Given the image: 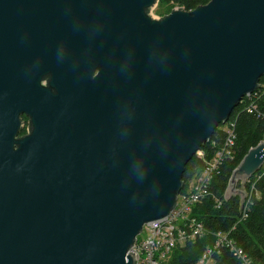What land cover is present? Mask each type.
Masks as SVG:
<instances>
[{"label": "water", "instance_id": "obj_1", "mask_svg": "<svg viewBox=\"0 0 264 264\" xmlns=\"http://www.w3.org/2000/svg\"><path fill=\"white\" fill-rule=\"evenodd\" d=\"M158 1L0 0V264H135L187 164L259 88L264 0ZM263 166L264 140L225 198L243 205Z\"/></svg>", "mask_w": 264, "mask_h": 264}, {"label": "trees", "instance_id": "obj_2", "mask_svg": "<svg viewBox=\"0 0 264 264\" xmlns=\"http://www.w3.org/2000/svg\"><path fill=\"white\" fill-rule=\"evenodd\" d=\"M158 2L170 4L173 8H183L189 12L206 5L210 0H159ZM261 84H264V77L260 80V88ZM253 102L257 110L251 107L250 104ZM229 121H233L235 125L234 158L226 159L219 173L213 178L210 186L211 196L192 209V217L203 223L207 233L177 246L167 264L196 263L206 248L214 244V235L218 232L228 233L236 250L241 251L252 264H264V166L253 176H260L255 183L244 185L247 196L243 205L240 195L225 198L234 170L249 150L264 140V93L253 101L249 98L242 99L232 111ZM224 137L225 132L217 128L211 140L199 149L203 152L204 159L196 154L187 164L182 175L183 187L179 195L187 193L188 184L201 173L205 166L204 161L214 157ZM215 199L222 201L219 207L216 206ZM236 250L221 248L220 253L214 256L215 264H244Z\"/></svg>", "mask_w": 264, "mask_h": 264}, {"label": "built area", "instance_id": "obj_3", "mask_svg": "<svg viewBox=\"0 0 264 264\" xmlns=\"http://www.w3.org/2000/svg\"><path fill=\"white\" fill-rule=\"evenodd\" d=\"M262 93H264V84L261 88L259 85V88L246 98L253 101L254 97L258 99ZM250 105L254 110H257L254 107V102ZM234 129L233 121H228L221 129L227 134L222 145L220 144L221 146H219L211 161L205 163L201 173L192 180L187 193L178 195L176 207L170 217L163 222L143 227L130 251L135 254V264H167L177 246L183 245L186 241H193L207 233L203 223L192 217V209L211 196L210 184L215 176L214 174L220 171L224 161L226 159L233 160L236 141ZM197 156L203 157L204 154L202 151H198ZM215 203L219 207L222 201L215 199ZM214 236V244L206 248L194 264H215L214 256L220 253V249L223 247L236 250L235 244L228 233L218 232ZM236 252L244 264H252L248 258L242 255L241 251L236 250Z\"/></svg>", "mask_w": 264, "mask_h": 264}, {"label": "flooded vegetation", "instance_id": "obj_4", "mask_svg": "<svg viewBox=\"0 0 264 264\" xmlns=\"http://www.w3.org/2000/svg\"><path fill=\"white\" fill-rule=\"evenodd\" d=\"M20 119L23 123V128L20 131V133L18 134V137L22 138V137L26 136L29 132L28 128L30 126V117H28L26 114H22V115H20Z\"/></svg>", "mask_w": 264, "mask_h": 264}, {"label": "rangeland", "instance_id": "obj_5", "mask_svg": "<svg viewBox=\"0 0 264 264\" xmlns=\"http://www.w3.org/2000/svg\"><path fill=\"white\" fill-rule=\"evenodd\" d=\"M254 98H256V97H254ZM248 106H249V105H248ZM223 127H224V125H220L218 128H219V129H222ZM225 136H227V134H225ZM224 138H225V137H224ZM223 141H224V140H223ZM223 141H222V142H223ZM221 145H222V143H221ZM221 145H219V146H221ZM218 149H219V147H218ZM218 149H217V150H218ZM234 149H235V146H234ZM217 150H216V151H217ZM199 151H201V150H199ZM198 157H200V156H198ZM200 158L204 159L203 157H200ZM209 161H211V160H209ZM204 162H205V163H208V161H204ZM204 167H205V166H204ZM202 170H203V169H202ZM218 172H219V171H218ZM218 172L215 173L214 175H217ZM214 177H215V176H214ZM214 177H213V178H214ZM259 177H260V176L257 175V176H255V177H253L252 179L248 180L246 183H247V184L255 183V182L258 180ZM191 183H192V180H191L190 183L188 184V187H189V185H190ZM246 183H245V185H247ZM210 186H211V184H210ZM188 190H189V188H188Z\"/></svg>", "mask_w": 264, "mask_h": 264}]
</instances>
